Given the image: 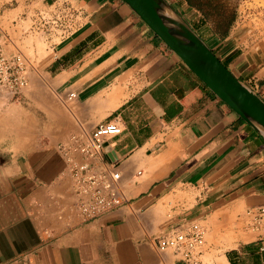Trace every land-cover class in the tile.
I'll use <instances>...</instances> for the list:
<instances>
[{
	"label": "crops",
	"instance_id": "crops-1",
	"mask_svg": "<svg viewBox=\"0 0 264 264\" xmlns=\"http://www.w3.org/2000/svg\"><path fill=\"white\" fill-rule=\"evenodd\" d=\"M248 2L207 45L264 101V36ZM0 27L8 55L21 32L45 45L31 88L0 95V264H183L155 239L192 223L212 233L264 205V138L122 0H0ZM111 121L121 133L105 138L104 159L128 202L83 222L58 147ZM231 232L228 246L206 241L201 264L264 261V235Z\"/></svg>",
	"mask_w": 264,
	"mask_h": 264
},
{
	"label": "built area",
	"instance_id": "built-area-1",
	"mask_svg": "<svg viewBox=\"0 0 264 264\" xmlns=\"http://www.w3.org/2000/svg\"><path fill=\"white\" fill-rule=\"evenodd\" d=\"M40 20L46 21V18L40 17ZM48 21L56 26L60 17ZM28 66L27 59L21 53H6L0 34V95H9L13 101L18 99L29 85ZM120 133L117 123H101L89 134L71 135L67 142L58 147L72 177L76 199L74 206L83 222L97 220L128 202L120 172L114 166L107 165L104 159L105 138ZM246 214L257 235H264V205L251 208ZM205 234L201 224L192 223L187 231L163 234L154 243L161 253L174 252L183 264H201Z\"/></svg>",
	"mask_w": 264,
	"mask_h": 264
},
{
	"label": "water",
	"instance_id": "water-1",
	"mask_svg": "<svg viewBox=\"0 0 264 264\" xmlns=\"http://www.w3.org/2000/svg\"><path fill=\"white\" fill-rule=\"evenodd\" d=\"M207 89L264 138V101L236 78L168 0H122Z\"/></svg>",
	"mask_w": 264,
	"mask_h": 264
},
{
	"label": "rangeland",
	"instance_id": "rangeland-1",
	"mask_svg": "<svg viewBox=\"0 0 264 264\" xmlns=\"http://www.w3.org/2000/svg\"><path fill=\"white\" fill-rule=\"evenodd\" d=\"M244 1L248 2V0H241L239 5L243 4ZM251 1H252V5L248 4V7H250V9H257V11L255 10L254 14L246 16V18L252 20L253 22L252 26H254L253 30H255L256 32L259 31L258 33H260L263 37L264 36V0H251ZM168 2L171 3V5L177 10V12L182 16V18L189 24L191 28L197 30L199 36L206 42V44H209L212 48L216 46V42L213 39H218V38L212 33L211 27H208V25H199V23H197L200 17L199 14L194 9L187 6L183 2V0H168ZM237 19H238V15H237ZM1 30L2 29L0 27V34L2 32ZM27 34L28 36L25 37L24 33L21 32V36H22L21 40L18 39L17 41L14 40V43L16 44L15 47H11V49L14 51L13 54L21 53L27 59L29 68L31 65H33L35 71H38L40 67H42L40 58H42L45 55V50H44L45 45L41 43V41L38 38L39 37L38 35L32 33H27ZM1 41L3 45H5L2 38ZM214 50L216 51V49ZM35 55L38 56L37 59L34 58ZM28 76L29 77L36 76L39 79L36 72L34 71L32 72L30 69L28 71ZM28 88H31L30 83L25 90H27ZM246 213L247 212L245 211L241 212V217L239 219H233L232 222L230 223H223V224L218 223L213 225L215 231L212 233L210 231L212 225L206 223L201 224L206 231L205 244L206 241H208L209 243L219 244L220 246H228V243L231 241L233 235L231 231L234 228L236 229V231L240 232L243 235L242 238L243 242H250L254 240L255 237L257 236V232L252 229L251 219L249 216H247Z\"/></svg>",
	"mask_w": 264,
	"mask_h": 264
},
{
	"label": "trees",
	"instance_id": "trees-1",
	"mask_svg": "<svg viewBox=\"0 0 264 264\" xmlns=\"http://www.w3.org/2000/svg\"><path fill=\"white\" fill-rule=\"evenodd\" d=\"M240 1L241 0H183L187 6L194 9L199 14L200 18L197 23H199V25H208V27H211L212 33L218 39H225L229 35L231 28L237 20V9ZM192 29L198 34L197 30L194 28Z\"/></svg>",
	"mask_w": 264,
	"mask_h": 264
}]
</instances>
